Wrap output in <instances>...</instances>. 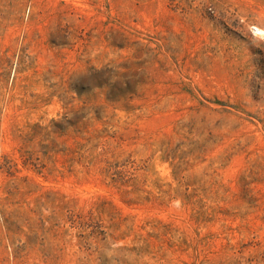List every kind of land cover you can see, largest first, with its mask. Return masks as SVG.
I'll list each match as a JSON object with an SVG mask.
<instances>
[{
  "label": "rangeland",
  "instance_id": "374dc122",
  "mask_svg": "<svg viewBox=\"0 0 264 264\" xmlns=\"http://www.w3.org/2000/svg\"><path fill=\"white\" fill-rule=\"evenodd\" d=\"M0 264H264V0H0Z\"/></svg>",
  "mask_w": 264,
  "mask_h": 264
}]
</instances>
